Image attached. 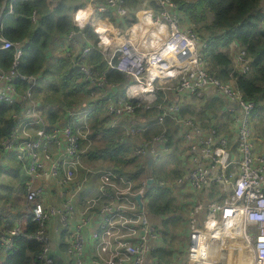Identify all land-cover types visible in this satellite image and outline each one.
<instances>
[{"label":"built area","instance_id":"1","mask_svg":"<svg viewBox=\"0 0 264 264\" xmlns=\"http://www.w3.org/2000/svg\"><path fill=\"white\" fill-rule=\"evenodd\" d=\"M80 1L81 5L72 13V23L75 29L60 43H56L58 49L53 56L66 59L70 69L79 75L77 82L89 86L90 93L84 102L68 107L63 103L44 104L36 99L32 89L34 79L21 76L17 71L21 56L20 48L0 36V50L16 47L11 67L0 71V102L15 106H13L14 110L11 115L13 124L8 135L0 142V153L4 155L10 152L12 160L20 166L22 175L25 177V211L17 224L0 231V244L10 250L14 240L23 235V227L31 225L33 229L26 235V239L39 244L40 253L37 258L42 264H101L100 257H106L113 251L118 255L114 256L112 264H148L149 255L162 247L163 243L161 233L158 232L159 227L151 221L144 206V197L148 191L147 178L137 183L130 176L116 171L114 167L101 163V161L107 162L110 159L97 150L100 138L91 135V121L97 102L106 114L108 128L121 134L122 137L127 132V137L123 140L128 145L131 142L129 140L143 135L150 129L159 128L158 117H155L150 124L143 125L133 124L132 119H121L127 110L122 108V105L130 106L132 114L137 119H140L141 113L155 111V107L154 105L149 107L153 102L145 95H135L138 83L135 80L115 92L112 91L107 87V73H120L117 68L110 65H117L122 59L129 61L137 59L136 49L127 41L137 36L143 27L149 28L146 38H152L157 28L146 24L148 17H151L153 21L159 19L160 24L166 25L169 31H175L176 35H181L182 33L178 31L181 27L178 26L176 14L180 10L174 0ZM165 3H170L173 7L166 8ZM11 11L12 6L9 4L7 12L11 13ZM80 11L88 14L87 22L82 28L74 22L75 15ZM162 12L166 15L161 16ZM3 13L4 8L1 7L0 18ZM101 25L114 26L117 29V35L122 36L125 43H114L104 50L98 48L99 41L95 29ZM86 28H90L96 36L95 42L85 37ZM133 28H136V32L130 31ZM191 31L190 29L189 32ZM77 32L81 33L83 48L73 37ZM188 38L194 39L192 35ZM204 45H197L198 54L202 55L201 50ZM62 46L63 48L59 51ZM94 49L105 62V70L102 72L104 83L102 84L95 83L101 73L99 74L86 62L89 53ZM237 56L240 59L234 58V67L239 68L243 73L247 72L249 68L244 60V53L239 50L235 57ZM177 58L181 62L188 59L183 54ZM160 63L166 64L167 61L162 60ZM128 66L132 68L131 63ZM149 66L148 60L144 59L140 67L132 68V71L143 75ZM199 79L197 75L191 83L196 84ZM20 81H27L29 86L20 89L18 87ZM156 95L160 96L161 93L157 91ZM213 96L223 98L232 107L219 112L209 135L203 137L198 146L193 148L189 145L180 148L183 173L177 178L182 182L176 184V188L185 194L187 192L185 189L191 187L193 190L190 192L193 197L190 198L191 206L186 220L188 244L183 255L175 256L176 261L177 264H223L224 260H214L219 263L212 261L211 249L221 236L234 237L233 234L241 233L243 237L241 240L248 252L245 253L246 263L244 261L242 264H249L250 260L251 264H259L261 260L259 246L264 244V219H253L252 217L264 216V179H261L264 176V169L258 166L254 176L241 170L239 175L233 178V184L225 183L238 169L251 168L253 159L264 161V156L257 155L258 152L255 150L256 138L251 121L254 104L252 103L246 110L242 109L240 103L220 93L219 85L209 88L203 94L197 88L192 100L203 101L204 98L211 99ZM187 106L196 107L191 101L176 103V108L180 113ZM222 116L223 126L239 121L238 131L222 132L220 130L222 125L218 122ZM227 117L228 120H226ZM221 133L226 134L221 135ZM149 137L144 139L148 140ZM168 143L169 137L166 142L153 144L151 148L148 144L140 142L134 145L131 157L147 167V153H151L154 164L169 153ZM250 144L253 146L249 147ZM242 148L244 151L241 153ZM246 175L250 186L243 191L242 196L237 198L233 185ZM69 176H80L82 180L87 179L90 183L77 193L76 190L80 184L70 183ZM50 178L59 181V185H50L48 183ZM101 179H107L117 186L132 184L133 191L140 188H144L145 191L143 195L134 196L131 193L118 195L110 189L98 192L96 182ZM253 179L256 182L252 183ZM184 184L187 187L180 190ZM158 185L165 187L160 180H158ZM202 185L205 186L202 190L204 194L197 195L195 189ZM217 187L220 189V194L215 195L213 199L212 196ZM57 193H60L58 199H62L64 204L68 202L67 198L70 194H75L72 207L49 208V196H55ZM138 195L142 207L136 200ZM93 198L105 202L118 201V204L124 207L118 206L107 212L102 220L94 222L87 236H83L79 234L80 228L72 222L75 215L74 210L83 207L88 200ZM41 208L44 212L38 214V209ZM245 209H247V215L243 214ZM45 213L57 214V223L54 228L49 226V215ZM238 214L240 219L237 221L234 218ZM120 219H125L128 223L113 226L114 222ZM23 221L24 225H22ZM135 221L140 222L135 223ZM209 224L211 227L206 226ZM240 228H243V231H239ZM117 245H122V247L117 248ZM198 247L204 249L206 258L194 261L191 257L197 255L195 250ZM85 248L87 251L84 255H79Z\"/></svg>","mask_w":264,"mask_h":264},{"label":"trees","instance_id":"2","mask_svg":"<svg viewBox=\"0 0 264 264\" xmlns=\"http://www.w3.org/2000/svg\"><path fill=\"white\" fill-rule=\"evenodd\" d=\"M181 12H183L188 23L197 25L196 31L201 28L204 31L211 32V36L205 42L201 50L202 57L210 58L211 62L218 69V78L225 80H235V87L238 88L244 97L252 99L254 110L252 113V125L258 134L264 137V0H198L195 3L185 2V0H174ZM11 4L12 11L8 13V6ZM81 5L80 0H0V8H4V13L0 18V36L16 44L21 50L17 71L21 76L34 79V84L39 75L48 72V62L55 59L53 56L54 48L57 42L65 38L75 28L72 23V13ZM185 12V13H184ZM85 37L91 42L97 40L90 28L84 30ZM235 43L244 53V60L247 63L248 71L243 73L239 68H235L234 58L229 53L231 43ZM15 46L8 50H0V71L8 70L14 60ZM58 59V58H56ZM100 61L99 64L96 62ZM87 64L95 68L100 74L105 70V62L101 59L96 49L92 50L86 60ZM59 69L55 71V80L48 87L50 96L41 95L42 101H57L64 103L68 107L73 104L84 102L89 96L90 88L87 84H79L78 73L70 69L66 59H58ZM123 75L118 72L107 73L108 83L113 80L122 79ZM20 89L29 86L27 81H20ZM40 90L35 91V96ZM86 95V98L84 97ZM77 96H83L76 100ZM208 107L215 106L220 108L218 101L206 103ZM13 106L6 102H0V142L8 135L13 124L11 118ZM15 107V106H14ZM186 113L191 112L189 110ZM184 112V113H185ZM152 113V112H151ZM151 113H143L140 119H132L135 125L150 124L155 118H151ZM106 114L96 102L92 114V136H98L101 143L97 145V150L103 152L113 164L119 173L136 179L142 172L141 164L138 160L131 157V150L125 140L118 142L115 148L101 147L111 144L122 137L112 129L108 128L106 123ZM153 130L144 132L143 137H149ZM264 140V139H263ZM172 137L169 136L168 145L175 146L172 143ZM0 153V171L7 169V174L12 179L19 180L24 186L25 177L18 165L4 164ZM136 164L134 171L126 170V167ZM152 170V169H151ZM176 170V169H175ZM174 170V171H175ZM153 171V170H152ZM150 173L154 183L150 190L160 189L158 180L155 178L154 171ZM172 173L173 177H179L178 171ZM139 183V182H138ZM8 184V183H7ZM2 186V184H1ZM3 200L2 197H0ZM11 199V202H13ZM9 197L3 200V205L11 203ZM149 203L147 214L150 218L159 221L162 224L161 236L163 246L153 251L148 258V264H171L173 249L169 245V240L165 229L172 231L175 224V208L170 199L163 196L160 199ZM14 203V202H13ZM25 208V191H23V202H20ZM15 205H12L14 207ZM11 207V208H12ZM3 207H0V231L9 229L18 223L23 212L10 213V216L2 214ZM180 217V216H179ZM151 219V220H152ZM182 224L185 225L187 218L182 216ZM170 228H167V226ZM33 229L31 225L23 227V235L16 238L13 247L7 250L2 256L0 253V264H42L37 256L40 253V246L34 241H28L26 235ZM186 230L173 235L174 238H183L182 251L177 253L184 254ZM180 250V249H179Z\"/></svg>","mask_w":264,"mask_h":264},{"label":"clouds","instance_id":"3","mask_svg":"<svg viewBox=\"0 0 264 264\" xmlns=\"http://www.w3.org/2000/svg\"><path fill=\"white\" fill-rule=\"evenodd\" d=\"M166 8H172L173 5L170 3H165ZM140 15V13H137ZM87 13L80 11L74 17V22L77 23L81 28L87 22ZM161 16L166 15V13H161ZM146 24L151 27H156L157 30L152 34L151 39H147V34L149 28L143 27L140 29V32L137 36L131 37L127 43L133 44V47L136 49L138 56L136 60H126L122 59L117 65H110L111 67L117 68V70L123 74L122 79L110 81L107 85L112 91H117L122 86L131 83L132 80L137 81L136 93L135 95L141 96L145 95L152 104L149 107H155V111L151 113V118L158 117L160 121L159 128L151 134L148 140H141V143L148 144L149 147L153 144H162L168 140V137L171 136L173 143L180 141V147L184 148L191 145L193 148L198 146L203 137L209 135L211 126L215 122V117L219 114L220 111H223L222 108L218 109L215 106L208 107L205 101H193L192 96L195 94L197 88L200 89L201 94L206 93L209 88H213L217 85L220 87V93L227 95L229 99L234 100L241 104L242 109L246 110L252 104V99L244 97L242 92L234 87L235 80H225L222 81L218 78V69L211 62L210 58H203L202 55L198 54L197 45L203 46L205 42L211 36V32L204 31L202 28L199 31H196L197 25L193 23H188L184 28L179 29L178 31L182 33L181 35H176L175 31H169L166 25L160 24L159 19L153 21L151 17L146 19ZM192 30L189 32V30ZM130 31L136 32V28L131 29ZM96 36L98 38L97 47L101 50H104L108 47H111L114 43L123 44L125 43L122 36L117 35V29L112 26H97L95 29ZM127 34V32L125 33ZM192 35L194 39H189L188 36ZM139 45V47H137ZM185 55L188 57L185 61L181 62L177 57L179 55ZM126 55H128L126 53ZM147 59L149 67L145 70L143 75H140L132 71V68H139L141 62ZM235 59H240L239 56ZM167 61L166 64H161L160 61ZM97 64L100 61L96 62ZM129 63H131L132 68H129ZM199 75L200 79L196 84H192L191 81ZM82 82V81H81ZM95 83L102 84L104 83L103 73L100 74L95 80ZM159 91L160 96H157L156 93ZM180 101H191L196 107L193 111L188 113H180L176 108V103ZM171 105V106H170ZM124 109H127L124 112L123 118L135 119L136 116L132 114V108L128 105L121 106ZM141 116L143 113L140 114ZM167 118V119H165ZM115 123V121H113ZM240 128L239 121L230 122L227 132H236ZM226 133H221L225 135ZM127 137V132L124 133V136L119 138L118 141H113L111 144L102 145L101 147L115 148L118 142H123V139ZM264 139V137H262ZM253 145H249L251 147ZM255 146L259 149L257 155L264 156V147H260V141H255ZM163 150V149H162ZM206 150V149H205ZM241 153L244 151L242 148ZM182 159V157H181ZM223 163V160H221ZM112 167H118L117 164H112ZM264 169V161H256L253 159L251 168L238 169L232 173V178H229L225 181L226 184H233V178L239 175V171L243 170L248 174L254 176L255 170L257 167ZM128 171H133L134 169H127ZM264 179V176L261 177ZM68 180L70 183H79L80 187L77 188V193L81 188L87 186L90 181L87 179H81L80 176L72 177L69 176ZM181 179H171L167 175H163L160 179V183L172 186L173 184L181 183ZM252 183L256 182L255 179L251 181ZM52 186H58L59 181L55 178H50L49 182ZM250 186L248 181V176L246 175L243 179L238 180L233 185V191L236 192L237 198L243 195V191ZM67 187V185H65ZM205 186H200L195 189L197 195H202V191ZM96 189L98 192H104L105 190H112L118 195L120 194H129L131 195H143L145 189L140 188L137 191H133V185L129 184L127 186H117L107 179H101L96 182ZM191 187L186 188L185 191H192ZM62 191V190H61ZM220 194V189L217 187L214 190L212 198H215V195ZM75 194H70L67 198L68 202L64 204L62 199H58L60 193H57L55 196H49L48 198V207L60 208H69L73 205V197ZM124 207L119 205L118 201L105 202L101 201L98 198L90 199L86 202L83 207L76 208L75 215L72 222L74 225L80 228V235L87 236L90 229L94 226V222H99L103 219V216L112 209L116 207ZM44 212V209H38V214ZM244 215H247V209L244 210ZM45 215H49L45 213ZM253 219H264L262 217H252ZM235 220L240 219L238 214ZM140 221H135L139 223ZM57 223V214L52 213L49 215V226L55 227ZM128 223L125 219H120L114 222L113 226L116 224L123 225ZM211 227V225H206ZM239 231H243V228H240ZM117 248L122 247V245H117ZM260 253L261 260L259 264H264V244H260ZM87 249H82L79 255L83 256ZM197 255L191 257L192 260L198 261L200 259H205L204 249L198 247L196 250ZM115 255H118L117 252L113 251L109 253L108 256H101V264H112V259ZM182 259V257H181ZM171 264H177L176 257L171 258ZM251 264V260L249 261Z\"/></svg>","mask_w":264,"mask_h":264},{"label":"rangeland","instance_id":"4","mask_svg":"<svg viewBox=\"0 0 264 264\" xmlns=\"http://www.w3.org/2000/svg\"><path fill=\"white\" fill-rule=\"evenodd\" d=\"M197 1L198 0H185V2H190V3H195ZM176 14H177V19H178V26L181 28L185 27L187 25L188 20L185 18L183 12L179 11ZM239 47H240V45L237 47V49H239ZM52 48H54V53L58 49L56 44ZM62 48H63V46L59 49V51ZM52 60L53 61H50L47 63L48 69H49L48 72L46 74H43V75L40 74L39 77L36 79L34 86L32 87L34 95H35V91L37 89L40 90V93H38L37 97L35 96V98L44 104L45 103H50V104L57 103V101L44 102V101H42V98L40 97L41 95H44L45 97L47 95H50V91L48 92V89H49L48 87L55 80V75H56L55 71L57 69H59L58 59L55 58ZM47 97L51 98L50 96H47ZM84 97L86 98V95ZM82 98H83V96H81V97L77 96L76 100L80 101V99H82ZM157 129L158 128H155V130H157ZM253 133H254L255 138H256L255 141H260V147H264V140L263 139L261 140V136L255 130V127H253ZM142 139L145 140L143 135H139L137 138L129 140V141H131L129 143V147H130V150H132L130 152V154H132V152H134V148H135L134 145L140 143V141ZM174 144H175V146H173L171 148L169 146V153L164 155L157 162H155L151 168L154 171L155 178L157 180H160L163 175H167L168 177H170L173 180L177 179L178 177H173V175H172V173L175 169H176L175 171H178L180 174L183 173L182 172L183 164H182L181 153H180V148H181L180 147V141H176ZM132 147H133V149H132ZM255 150H256V152L259 151V149L256 146H255ZM2 157H3L2 162L4 164H9L10 166L15 165V162L11 158L10 152H7L6 154L2 155ZM135 160H137V159H135ZM101 163H105L107 166H111L113 164L112 161H108V160H107V162L101 161ZM135 165L136 164H131V165L127 166L126 170L130 169V168L135 170V168H136V167H134ZM2 169L3 170L0 171V197H2L3 200H5V198L9 197L10 202H11V199L14 198L13 199L14 203L13 202L8 203V204H5V206L3 205V200L0 199V207H3L2 214L6 215V216H10L11 212L17 213V212L25 211L24 206L22 209V204H19L20 202H23V191H24V186L20 182V178H19V180L12 179L11 176H9V174H7V169L5 167ZM151 169H147V167L142 165L141 166L142 172L136 179H134V181L138 183V182L145 180L146 178L147 179L151 178L149 176L151 171H152ZM1 184H2V186H1ZM186 187L187 186L184 184L180 190H183ZM188 192L189 191H187L185 194H184V192H179V189L176 188V184H173L172 186L165 185V187H161L160 189L155 188V189L150 190V191L148 189V191L146 192L145 197H144L145 209H148L149 203H151V202L154 203L153 201H155V203H156L157 200L160 199L161 196H163L165 199H170L172 205L175 208L177 207V211L175 212V216L173 218V219H175V224H174V227L172 229V231H175V233L170 232L169 229H165V230H166V233L168 234L166 236L169 240V245H170V247H172V249L174 251L173 255L175 254V256H178V257L183 255V252L182 253L176 252V249L178 251H182V249L184 247V244H183V247H181L183 238H181V237L180 238H174L173 235L177 234L180 231L183 232V230H184L183 225H181L182 224L181 219H182V216L184 218L185 217L187 218L188 210L190 209V206L187 204V201H186L189 198ZM12 205H15V206L12 207ZM150 219H152V218H150ZM151 221L155 224V220L152 219ZM156 224L159 227L158 232L161 233V230H164L162 228V224L159 221H157ZM22 225H24V221L22 222ZM167 228H170V226L168 225ZM236 234L237 235H235V236H237V237L240 236L239 233H236ZM184 240L187 243V238H184ZM236 242L241 243L239 241V239L230 238L226 241L227 248H223L221 251L220 247H216L215 249L217 250V252H219V250L221 252L220 253L213 252V255H212L213 261L214 260H217V261L218 260H220V261L224 260L225 262L223 264H242L244 261L246 262L247 257H246L245 253H248L246 248H245L246 246L242 242L241 245L243 247L242 248L238 247V244ZM2 247H4V246H2ZM2 247H0V253L2 256H4L6 251ZM239 250H240V252H239ZM218 256H219V259H218ZM240 259H241V261H240ZM249 259H250V256H249Z\"/></svg>","mask_w":264,"mask_h":264},{"label":"crops","instance_id":"5","mask_svg":"<svg viewBox=\"0 0 264 264\" xmlns=\"http://www.w3.org/2000/svg\"><path fill=\"white\" fill-rule=\"evenodd\" d=\"M237 46H236V44L233 42V43H231V45H230V47H229V53L230 54H232V56H233V58H235V56H236V54L238 53V51L240 50V48L239 49H237ZM54 53V52H53ZM233 62H234V60H233ZM234 66V65H233ZM203 101H205L206 103H211V102H215V101H218V102H220L221 103V106H220V108H222L223 109V111H224V109H227V108H229V107H232V105H230L229 103H227L223 98H221V97H217V96H213V98H209V97H207L206 99L204 98L203 99ZM188 108V109H187ZM219 108V109H220ZM195 109V107H192V106H187V107H184L183 108V111H182V113H184L186 110H189V111H193ZM186 113V112H185ZM226 119V118H225ZM229 118L227 117V119L226 120H228ZM222 120H223V116H222V118L220 119V120H218V122H219V124H221L222 125ZM227 126H228V124L226 125V126H223L222 125V127H221V131L222 132H226L227 131ZM151 130H153V129H150L149 131H151ZM101 143V139H98V143H97V145H99ZM111 161V160H110ZM189 193V198H188V200H186L187 201V204L189 205V206H191V200H190V198L191 197H193V195H192V193L189 191L188 192ZM156 224V223H155ZM157 225V224H156ZM183 228L186 230V238H187V228H186V220H185V225H183ZM238 237H241V236H238ZM162 243H163V241H162ZM221 243V241L220 240H218L217 242H216V244L215 245H219ZM237 243V242H236ZM187 244L188 243H186V241H185V247L187 246ZM238 244V247H243L242 245H241V243H237ZM174 252V251H173ZM239 252H240V250H239ZM239 254V253H238ZM175 255V254H174Z\"/></svg>","mask_w":264,"mask_h":264},{"label":"water","instance_id":"6","mask_svg":"<svg viewBox=\"0 0 264 264\" xmlns=\"http://www.w3.org/2000/svg\"><path fill=\"white\" fill-rule=\"evenodd\" d=\"M73 37L80 43L81 48H83L84 42L82 40L81 33L77 32V33H75L73 35ZM146 156H147V169H151L152 166H153L152 155H151V153H147ZM153 183H154L153 178H148L147 179V189H150L151 186L153 185ZM136 200L139 203V206L142 207V203H141V200H140V196L139 195L136 196Z\"/></svg>","mask_w":264,"mask_h":264},{"label":"bare ground","instance_id":"7","mask_svg":"<svg viewBox=\"0 0 264 264\" xmlns=\"http://www.w3.org/2000/svg\"><path fill=\"white\" fill-rule=\"evenodd\" d=\"M204 57V56H203ZM234 235V237H231V236H227V235H223V236H221L218 240H220L221 241V243L219 244V245H214L213 246V248L211 249V251H210V256H211V259H212V255H213V252H217V250L215 249L216 247H220V250L222 251V249L223 248H227V245H226V241L228 240V239H230V238H232V239H239V241L242 243V240H243V237H242V234L241 233H239V235L241 236V237H237V236H235V235H237L236 233L235 234H233ZM227 236V237H226ZM227 238V239H226ZM242 239V240H241ZM219 250V252H217V253H220L221 251ZM218 259H219V256H218ZM243 260V259H242ZM212 261H213V259H212ZM240 261H241V259H240ZM244 261V260H243ZM214 262V261H213ZM214 263H219V262H217V261H215ZM236 263V262H235ZM246 263V262H245Z\"/></svg>","mask_w":264,"mask_h":264}]
</instances>
